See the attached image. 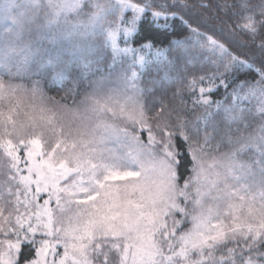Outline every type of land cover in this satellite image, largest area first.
Returning a JSON list of instances; mask_svg holds the SVG:
<instances>
[{"label": "snow or ice", "instance_id": "obj_1", "mask_svg": "<svg viewBox=\"0 0 264 264\" xmlns=\"http://www.w3.org/2000/svg\"><path fill=\"white\" fill-rule=\"evenodd\" d=\"M0 264H264V0H0Z\"/></svg>", "mask_w": 264, "mask_h": 264}, {"label": "trees", "instance_id": "obj_2", "mask_svg": "<svg viewBox=\"0 0 264 264\" xmlns=\"http://www.w3.org/2000/svg\"><path fill=\"white\" fill-rule=\"evenodd\" d=\"M155 75H156V73H155V71H153V72H152V76H155ZM148 78H149V77H148ZM150 78H151V77H150Z\"/></svg>", "mask_w": 264, "mask_h": 264}, {"label": "rangeland", "instance_id": "obj_3", "mask_svg": "<svg viewBox=\"0 0 264 264\" xmlns=\"http://www.w3.org/2000/svg\"><path fill=\"white\" fill-rule=\"evenodd\" d=\"M147 78H148V77H147ZM148 79H150V77H149Z\"/></svg>", "mask_w": 264, "mask_h": 264}]
</instances>
